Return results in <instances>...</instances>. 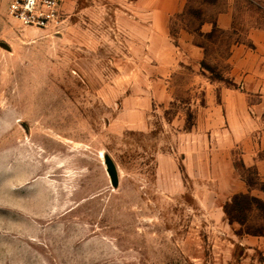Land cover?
I'll return each mask as SVG.
<instances>
[{
    "label": "rangeland",
    "instance_id": "374dc122",
    "mask_svg": "<svg viewBox=\"0 0 264 264\" xmlns=\"http://www.w3.org/2000/svg\"><path fill=\"white\" fill-rule=\"evenodd\" d=\"M103 1L63 0L37 29L0 0V264H264V211L226 214L235 194L264 200V173L221 104L230 47L264 0H241L238 31L207 34L226 0H187L169 53Z\"/></svg>",
    "mask_w": 264,
    "mask_h": 264
},
{
    "label": "crops",
    "instance_id": "0c3cea01",
    "mask_svg": "<svg viewBox=\"0 0 264 264\" xmlns=\"http://www.w3.org/2000/svg\"><path fill=\"white\" fill-rule=\"evenodd\" d=\"M74 1L65 0L66 6ZM104 1L115 4L116 21L120 27L125 26V32L132 40L160 41L165 52L169 53L174 46L169 34L171 19L183 13L187 0ZM240 2L241 0H226L224 8L214 18H203L199 30L204 34L215 30L238 31L240 21L237 13L240 12ZM243 2L253 5L250 0ZM63 6L62 4V9ZM256 9L255 16L248 15L252 23L242 34V39L230 47L226 59L230 67L228 77L235 85L232 88H222L221 104L225 107L229 122L227 130L234 129L235 134L241 138L243 163L246 166H255L259 172L264 173L262 162L257 159V151L264 150V10L258 7ZM192 39L191 32L185 29L179 32L178 40L200 58L201 48L194 45ZM165 65L169 66V62ZM163 70L170 71L169 67ZM251 96H256L257 100L250 101ZM216 113L219 115L218 109ZM245 188V183L241 181L238 189Z\"/></svg>",
    "mask_w": 264,
    "mask_h": 264
},
{
    "label": "built area",
    "instance_id": "2783aa9c",
    "mask_svg": "<svg viewBox=\"0 0 264 264\" xmlns=\"http://www.w3.org/2000/svg\"><path fill=\"white\" fill-rule=\"evenodd\" d=\"M61 0H11L9 15L23 27L49 29L58 25L62 12Z\"/></svg>",
    "mask_w": 264,
    "mask_h": 264
},
{
    "label": "trees",
    "instance_id": "16d2710c",
    "mask_svg": "<svg viewBox=\"0 0 264 264\" xmlns=\"http://www.w3.org/2000/svg\"><path fill=\"white\" fill-rule=\"evenodd\" d=\"M252 205L264 211V200L249 193L235 194L230 203L226 205V214L232 221H243L245 219V212H247Z\"/></svg>",
    "mask_w": 264,
    "mask_h": 264
}]
</instances>
